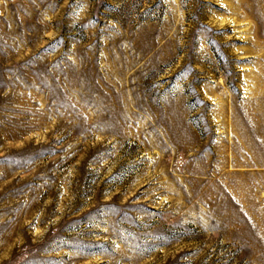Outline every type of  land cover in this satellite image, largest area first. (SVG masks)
<instances>
[{"label": "rangeland", "instance_id": "374dc122", "mask_svg": "<svg viewBox=\"0 0 264 264\" xmlns=\"http://www.w3.org/2000/svg\"><path fill=\"white\" fill-rule=\"evenodd\" d=\"M0 264H264V0H0Z\"/></svg>", "mask_w": 264, "mask_h": 264}]
</instances>
